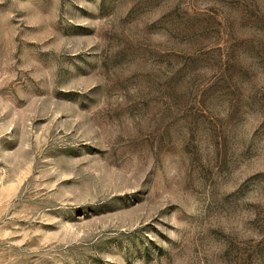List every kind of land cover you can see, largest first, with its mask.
I'll return each mask as SVG.
<instances>
[{"label":"rangeland","instance_id":"1","mask_svg":"<svg viewBox=\"0 0 264 264\" xmlns=\"http://www.w3.org/2000/svg\"><path fill=\"white\" fill-rule=\"evenodd\" d=\"M0 264H264V0H0Z\"/></svg>","mask_w":264,"mask_h":264}]
</instances>
